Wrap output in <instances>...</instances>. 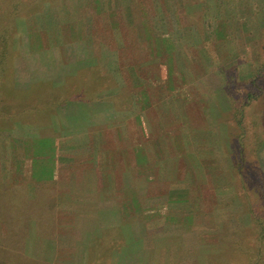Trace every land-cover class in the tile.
I'll return each instance as SVG.
<instances>
[{
  "label": "rangeland",
  "instance_id": "rangeland-1",
  "mask_svg": "<svg viewBox=\"0 0 264 264\" xmlns=\"http://www.w3.org/2000/svg\"><path fill=\"white\" fill-rule=\"evenodd\" d=\"M262 26L264 0H0V264H264V74L234 115Z\"/></svg>",
  "mask_w": 264,
  "mask_h": 264
},
{
  "label": "trees",
  "instance_id": "trees-1",
  "mask_svg": "<svg viewBox=\"0 0 264 264\" xmlns=\"http://www.w3.org/2000/svg\"><path fill=\"white\" fill-rule=\"evenodd\" d=\"M173 1L175 3H178L180 0H173ZM132 5L133 4H131V7H132ZM15 7L19 8L18 2H16ZM131 7L127 6L125 8V10H126L125 18L129 17V19H125V21L127 23L133 24V13L134 12H133V9ZM15 13H16V10H15ZM144 21L147 24L149 22L148 17H144ZM181 25L186 27V26L189 25V22H188V24L183 22V24H181ZM4 29H3V31H1L2 32L1 33V38L5 40L4 36L7 34V30H6V28H4ZM151 34H153V33H151ZM138 37H139V35L136 36L137 40H139ZM261 37H262V40L264 42V26H262V36ZM206 43L207 42H205V41L202 42L203 45H206ZM3 46H4V44H3ZM152 50H153V53H155L154 49H152ZM121 52L125 53L124 51H121ZM129 53H131V51H129ZM261 56H262V58H261V60L258 61L257 65L254 67V70L248 72L249 73L248 74L249 75L248 76V89H247V91L244 92L243 99L241 100V105H240L239 108H236V111H235V114H234L236 119H237L236 120V127L243 134L245 133V126L243 125V122H244V119L247 117L246 111L248 109H251L253 104L257 101V99L262 94V85H261L260 79H261L262 75L264 74V44H263V47H262ZM129 57H131L130 54L128 55V57L126 59V63H128ZM140 57H141V54H140ZM126 66H127V64H126ZM220 71H222V69H220ZM235 71L236 70L233 71V74L231 76V77H233V79H231L232 81H235L239 77V72H237V71L235 72ZM256 125H257V122L252 120V122L250 123V127L253 130H256ZM258 137L259 136L256 133L253 135V139H254L253 143L255 142L254 149L256 148L255 150H258V147L260 145H262ZM257 221L260 223V221H262V220L260 218H258ZM257 221H256V223H257ZM262 227H263V225H262Z\"/></svg>",
  "mask_w": 264,
  "mask_h": 264
}]
</instances>
